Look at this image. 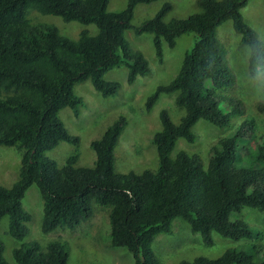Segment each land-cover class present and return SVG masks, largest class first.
Instances as JSON below:
<instances>
[{"label": "trees", "instance_id": "obj_1", "mask_svg": "<svg viewBox=\"0 0 264 264\" xmlns=\"http://www.w3.org/2000/svg\"><path fill=\"white\" fill-rule=\"evenodd\" d=\"M156 1L126 0L122 11L109 12V0H0V147L22 152L18 178L9 188L0 186V221L8 218V235L14 240L22 241L28 233L31 215L22 201L32 185L42 200L41 233L73 230L93 217L94 206L109 208V244L129 252L134 264H160L152 244L157 236L171 233L177 218L206 246L213 243L214 233L234 241L256 237L231 214L252 208L264 216V132L248 116L236 124L244 104L235 93L227 50L217 36L218 27L231 21L240 45L249 49V74L264 73V44L241 15L248 0H196L198 12L168 22L164 18L171 5L164 3L134 28L135 8ZM31 11L65 23L94 25L98 33L82 30L76 40L61 36L55 27L41 33L30 25ZM130 29L152 35L159 63L164 44L172 49L181 35H195L174 78L159 85L145 103L149 112L161 95L174 94L173 105L183 111L177 124L167 110L159 113L161 129L152 137L158 168L115 174L114 150L127 126L123 117L91 143L92 167L79 166L77 153L59 165L46 154L62 142H79L59 118L63 109L76 119L80 116L74 86L90 81L102 97H113L119 85L104 80L106 72L124 64L127 83L132 84L150 71L143 54L125 39ZM254 109L264 114V101L256 102ZM199 120L234 129L210 147L207 165L194 153L181 151L172 158L177 140L194 142L192 128ZM245 246L216 259L198 257L178 264H264L255 245ZM68 250L58 240L45 246L33 241L21 244L12 255L17 264H67ZM3 253L0 240V264H9Z\"/></svg>", "mask_w": 264, "mask_h": 264}, {"label": "rangeland", "instance_id": "obj_2", "mask_svg": "<svg viewBox=\"0 0 264 264\" xmlns=\"http://www.w3.org/2000/svg\"><path fill=\"white\" fill-rule=\"evenodd\" d=\"M164 3L171 5L164 21L183 19L196 12V0H159L150 4H140L134 10L131 25L136 28L151 19ZM126 0H109V12L122 11ZM244 22L250 26L264 44V0H248L241 9ZM30 25L41 33L45 27H55L61 36L76 40L82 30L96 35L98 29L94 25L84 26L77 22H63L59 17L41 15L31 11L28 16ZM193 33H186L177 39V44L170 49L163 45V61L159 63L154 52L151 34L137 35L133 29L125 31V39L131 49L139 51L148 61L150 71L139 76L132 84L127 83L128 69L126 65L113 68L105 73L104 80L114 81L119 85L118 94L113 97H102L90 83L85 81L74 86V94L80 99V116L76 119L69 109H63L59 118L71 136L79 139L77 145L62 142L46 155L62 165L65 160L77 153L78 165L92 167L95 154L91 143L98 140L104 131L118 118L123 117L127 126L119 137L114 150V172L124 175L129 172L141 174L146 170L158 168V157L152 137L161 129L159 113L167 110L171 121L177 124L183 111L173 105V95H161L153 108L146 112L145 103L159 85L169 83L178 72L181 60L190 50L194 41ZM217 36L226 48V58L230 70L235 76V93L243 100V112L236 119L241 124L245 117L253 118L264 132V114L254 109L256 102L264 101V73L257 76L249 74L250 52L247 46L240 45L239 36L234 32L231 21L224 22L217 29ZM233 118L231 122H233ZM231 125V124H230ZM234 128L215 127L199 120L192 128L194 142L183 139L176 142L171 154L173 158L178 152L198 154L207 165L210 147L223 136L229 135ZM22 152L14 148L0 147V186L9 188L18 178ZM23 208L31 215L27 223L28 233L22 241L8 235V218L0 221V240L4 244V258L9 264H17L12 252L21 244L33 241L45 246L48 242L58 240L68 245L67 264H134L129 252L123 248H114L109 244V208L94 206L93 217L73 230H55L48 234L41 233L43 218L42 200L38 188L30 186L22 201ZM231 219L244 221L256 233L252 241H234L216 233L212 235L213 243L206 246L199 234L190 231L182 219H175L171 224L170 234L157 236L152 244V251L160 264H178L181 261H193L198 257L216 259L226 250H246L247 244L258 248V258L264 261V216L258 209L243 208L240 213L231 214Z\"/></svg>", "mask_w": 264, "mask_h": 264}]
</instances>
